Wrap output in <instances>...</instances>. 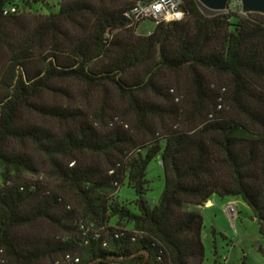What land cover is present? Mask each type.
Instances as JSON below:
<instances>
[{"label": "trees", "instance_id": "1", "mask_svg": "<svg viewBox=\"0 0 264 264\" xmlns=\"http://www.w3.org/2000/svg\"><path fill=\"white\" fill-rule=\"evenodd\" d=\"M134 2L61 0L39 16L21 8L47 0H0V264H205L213 196L241 199L264 238V16L183 0L182 20L136 37ZM68 83L99 108L57 103ZM125 182L135 211L115 197Z\"/></svg>", "mask_w": 264, "mask_h": 264}, {"label": "rangeland", "instance_id": "2", "mask_svg": "<svg viewBox=\"0 0 264 264\" xmlns=\"http://www.w3.org/2000/svg\"><path fill=\"white\" fill-rule=\"evenodd\" d=\"M60 2L61 0H47L49 9L45 5L38 4L30 10L21 8V13L39 16L48 15L51 9L54 11L59 10ZM201 10L206 16L214 15L205 9ZM229 10H234V12L243 15L241 0H230L229 9L223 13H228ZM155 28V23L144 21L135 29L134 33L136 37H148ZM64 86L67 89V95L56 97L57 103L82 106L89 112L99 108V95L89 92L76 83H68ZM50 97L53 98V96ZM115 106H124V104L117 101ZM36 121L39 120L36 119ZM39 122L59 132L60 127L58 124L49 121ZM24 149L37 161L41 172H47L48 166L45 158L38 154L31 145H27ZM148 180L150 181V189L146 199L151 207H155L165 186L164 171L159 159L154 160L149 165ZM115 197L135 211L134 201L136 195L127 182L120 188ZM216 198L215 205L210 208L204 206L205 208L201 210L204 221L202 243L205 250V264H214L215 262L218 264H264V257L259 252V248L264 245V238L259 232V224L254 220L252 210L239 198H221L219 196H216ZM230 205L235 206L236 217L234 220L225 212ZM42 228L49 231L46 224H42Z\"/></svg>", "mask_w": 264, "mask_h": 264}, {"label": "built area", "instance_id": "3", "mask_svg": "<svg viewBox=\"0 0 264 264\" xmlns=\"http://www.w3.org/2000/svg\"><path fill=\"white\" fill-rule=\"evenodd\" d=\"M183 4V0H135L127 17L131 20L132 24L151 21L157 26L167 20H182L185 17L182 9ZM16 12V8L12 7L6 9L4 14L9 15ZM225 212L232 220L235 219L236 212L234 205H230ZM74 262L79 263V260L75 259Z\"/></svg>", "mask_w": 264, "mask_h": 264}, {"label": "water", "instance_id": "4", "mask_svg": "<svg viewBox=\"0 0 264 264\" xmlns=\"http://www.w3.org/2000/svg\"><path fill=\"white\" fill-rule=\"evenodd\" d=\"M201 9L216 15L229 9L230 0H196ZM243 15L260 14L264 16V0H241ZM146 254L139 252L136 256ZM92 264V263H90ZM145 264V263H144Z\"/></svg>", "mask_w": 264, "mask_h": 264}, {"label": "crops", "instance_id": "5", "mask_svg": "<svg viewBox=\"0 0 264 264\" xmlns=\"http://www.w3.org/2000/svg\"><path fill=\"white\" fill-rule=\"evenodd\" d=\"M216 199H217L216 196H213V197L211 198V200L208 201V204L205 205V207H207L209 204H210L209 208L212 207L213 205H215L216 202H217ZM205 207L201 208L200 210H203ZM254 220H255V218H254Z\"/></svg>", "mask_w": 264, "mask_h": 264}, {"label": "bare ground", "instance_id": "6", "mask_svg": "<svg viewBox=\"0 0 264 264\" xmlns=\"http://www.w3.org/2000/svg\"><path fill=\"white\" fill-rule=\"evenodd\" d=\"M208 206H210V204Z\"/></svg>", "mask_w": 264, "mask_h": 264}]
</instances>
